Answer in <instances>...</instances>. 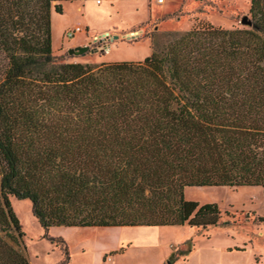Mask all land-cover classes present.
Segmentation results:
<instances>
[{
	"label": "trees",
	"instance_id": "obj_1",
	"mask_svg": "<svg viewBox=\"0 0 264 264\" xmlns=\"http://www.w3.org/2000/svg\"><path fill=\"white\" fill-rule=\"evenodd\" d=\"M75 1L0 0V264H33L12 197L45 233L208 228L219 205L187 187L264 189V0L250 27L198 21L143 60L99 63L54 51L52 12Z\"/></svg>",
	"mask_w": 264,
	"mask_h": 264
},
{
	"label": "rangeland",
	"instance_id": "obj_2",
	"mask_svg": "<svg viewBox=\"0 0 264 264\" xmlns=\"http://www.w3.org/2000/svg\"><path fill=\"white\" fill-rule=\"evenodd\" d=\"M64 9L62 14L56 12L59 16L53 21L54 51L60 47L62 29L81 17L87 24L82 25L87 27L89 51L82 55L60 51L57 55L93 63L103 61L111 47V58L138 56L149 45L152 50L151 38L162 42L167 38L163 31H186L198 21L230 29L244 27L241 20L245 15L251 18L250 0H166L164 4L158 0L152 4L149 0H87L83 11L74 3H67ZM132 31L135 33L129 34ZM116 34H125L124 41L138 42L141 48L123 46L114 40ZM184 195L201 204L217 203L221 210L218 224L208 228L56 226L45 233L32 214L30 200L12 197L11 202L33 264H63L61 240L69 251L66 264H167L170 259L173 264H264L262 187H187ZM99 233H104L103 239Z\"/></svg>",
	"mask_w": 264,
	"mask_h": 264
},
{
	"label": "crops",
	"instance_id": "obj_3",
	"mask_svg": "<svg viewBox=\"0 0 264 264\" xmlns=\"http://www.w3.org/2000/svg\"><path fill=\"white\" fill-rule=\"evenodd\" d=\"M150 1V4H152L153 0H149ZM86 1H75V2H68V3H74L75 6H78V9H80V11H83V8H84V3ZM159 3V2H158ZM166 3V0L165 2L163 3H159V4H164ZM67 3L64 4V7ZM65 10V9H64ZM64 15V14H63ZM55 16H59L55 11L52 12V33H53V21H54V18ZM77 21V20H75ZM83 24V25H87L85 22H83L82 18L79 17L78 18V21L77 22H72L71 25H67L65 26L62 31H61V43H60V47L57 49L58 52H65V51H68L69 48H72V47H76V46H80V45H86L89 41H87V33H80V34H84L85 36L82 37L80 34H77L74 38L70 39V40H67L65 39L64 37V33L67 29L73 27V25L75 24ZM86 27V26H85ZM87 29V27H86ZM132 33H135V32H130L129 34H132ZM116 35L119 36V38L116 39ZM116 35H113V38L114 40L120 42L123 46H126V47H129V46H134V47H139L141 48V46L137 43H134V44H131V43H128L127 41H124L122 39V37L125 35V34H122V35H119V34H116ZM53 48H54V33H53ZM143 49V48H142ZM111 52H112V47H111V50L109 51V53H107V55L105 56V59H103V61H117V60H143L145 57L149 56L152 52L151 50V47L149 45V50L147 51H144L142 54L138 55V56H130V57H125V56H122V57H115V58H111L110 55H111ZM75 62H88L84 59H79V60H75ZM125 227H128V226H125ZM129 227H140V226H129ZM143 227V226H142ZM148 227H151V226H148ZM113 228V227H111ZM101 234V233H99ZM144 234L147 236V237H150L148 236V232H144ZM103 236H104V233L101 234V238L103 239ZM115 250H117V247L115 248ZM117 253V252H115ZM28 254V252H27ZM104 253H102V256H103ZM29 256V255H28ZM168 255H165L166 259L168 258L167 257ZM165 259V258H164Z\"/></svg>",
	"mask_w": 264,
	"mask_h": 264
},
{
	"label": "water",
	"instance_id": "obj_4",
	"mask_svg": "<svg viewBox=\"0 0 264 264\" xmlns=\"http://www.w3.org/2000/svg\"><path fill=\"white\" fill-rule=\"evenodd\" d=\"M241 22H242V24L244 26H249L250 27L252 25V20H251V18L248 15H245L243 17V19L241 20ZM128 37H130V36H128ZM117 38H119L118 35H116V39ZM89 48H90L89 45H80V46L69 48L68 49V53L70 55H73V54L74 55H82V54L86 53L87 51H89Z\"/></svg>",
	"mask_w": 264,
	"mask_h": 264
},
{
	"label": "built area",
	"instance_id": "obj_5",
	"mask_svg": "<svg viewBox=\"0 0 264 264\" xmlns=\"http://www.w3.org/2000/svg\"><path fill=\"white\" fill-rule=\"evenodd\" d=\"M97 3H101V0H96ZM159 3H163L165 2V0H158ZM80 33H87V29L85 26H83L82 24H76L73 27L69 28L66 32H65V36L67 39H72L74 38L77 34Z\"/></svg>",
	"mask_w": 264,
	"mask_h": 264
}]
</instances>
